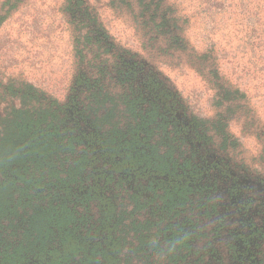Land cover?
Segmentation results:
<instances>
[{"label":"rangeland","instance_id":"obj_1","mask_svg":"<svg viewBox=\"0 0 264 264\" xmlns=\"http://www.w3.org/2000/svg\"><path fill=\"white\" fill-rule=\"evenodd\" d=\"M0 18V264H264V207L201 173L158 94L264 180V0H0ZM82 130L139 167L94 166Z\"/></svg>","mask_w":264,"mask_h":264},{"label":"trees","instance_id":"obj_2","mask_svg":"<svg viewBox=\"0 0 264 264\" xmlns=\"http://www.w3.org/2000/svg\"><path fill=\"white\" fill-rule=\"evenodd\" d=\"M2 18H0V21H1ZM160 92L162 93L163 95V100H161L163 103L167 104V106L169 107V109L171 108H175V110H180L179 108L180 105L177 103L176 99L173 98V96L171 95H167L166 93L168 92L167 90L165 91V89L163 90H160ZM159 92V93H160ZM174 106V107H173ZM73 111V110H71ZM76 115L72 116V119L75 121V123L79 126V128L81 129V121H84V118L80 115L79 117L75 118ZM55 121V120H54ZM52 123H55V122H52ZM56 124V123H55ZM181 124V123H180ZM182 125V124H181ZM54 126V124H53ZM87 130V129H86ZM82 130V139L81 141L82 142H85L86 143V146L89 147V154L92 156V163L93 165L95 166L96 165V162L99 159H101L102 161L105 162V164L113 167V169L117 170V171H120V170H128L130 171L131 173H134V170L139 167L135 164V162L132 160V158L130 156L128 157H118L117 155L114 154V152L109 149L105 143L102 141V139L100 138V136H98V134L96 132H86ZM92 130V128H90L89 126V131ZM93 131H96V130H93ZM21 134H23L24 132H20ZM41 133V131H40ZM196 135V134H195ZM45 143H48L47 141H45ZM99 172V171H98ZM48 176L49 178L51 179V182H55L54 185L51 184V186H57V191L59 192H62V188H66L67 186H69V182L67 183H63V181H60L58 180L54 174H52L51 172H48ZM56 181H55V180ZM100 179V178H96L95 177V181H94V185H95V182H97V180ZM71 182V181H70ZM98 183V182H97ZM97 186V184H96ZM61 190V191H60ZM106 206H108V201H106ZM103 215L105 216V219H106V209L103 210ZM107 220H109L107 218ZM62 249H64L62 251V253H60V257L63 259V258H66V257H70V256H73V251H75L77 249V246L78 244H66V243H62ZM57 261H59L58 259H55L53 261H51V263H56Z\"/></svg>","mask_w":264,"mask_h":264},{"label":"flooded vegetation","instance_id":"obj_3","mask_svg":"<svg viewBox=\"0 0 264 264\" xmlns=\"http://www.w3.org/2000/svg\"><path fill=\"white\" fill-rule=\"evenodd\" d=\"M158 94L160 100H163L162 93L160 92ZM166 94L168 95V92ZM180 113H182V115L180 119H177L176 114ZM174 116L179 121V123L182 124L183 128H185L186 134L189 137L192 146L203 160L204 166L201 170V173L205 175L211 170H220V172H222V175L232 186L234 185L243 188L249 194V198H252L253 201H257V203L261 204V206L264 207V180L242 175L231 170L228 166H225L220 158L216 154L211 152L204 145L202 140H200L198 136L194 134L193 129L182 110L175 111ZM185 122L187 123V125H185Z\"/></svg>","mask_w":264,"mask_h":264},{"label":"crops","instance_id":"obj_4","mask_svg":"<svg viewBox=\"0 0 264 264\" xmlns=\"http://www.w3.org/2000/svg\"><path fill=\"white\" fill-rule=\"evenodd\" d=\"M236 247V246H235ZM231 262H233V261H229L228 260V262L227 261H225V262H220L219 264H232ZM236 264H242L240 261H238V262H236Z\"/></svg>","mask_w":264,"mask_h":264},{"label":"water","instance_id":"obj_5","mask_svg":"<svg viewBox=\"0 0 264 264\" xmlns=\"http://www.w3.org/2000/svg\"><path fill=\"white\" fill-rule=\"evenodd\" d=\"M181 115H182V113H180V114H176V118H177V119H180ZM185 125H187L186 122H185Z\"/></svg>","mask_w":264,"mask_h":264}]
</instances>
